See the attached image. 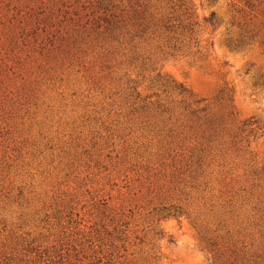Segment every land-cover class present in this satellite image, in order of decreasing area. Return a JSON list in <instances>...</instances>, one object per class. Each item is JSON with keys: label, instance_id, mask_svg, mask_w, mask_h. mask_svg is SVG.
Wrapping results in <instances>:
<instances>
[{"label": "trees", "instance_id": "obj_1", "mask_svg": "<svg viewBox=\"0 0 264 264\" xmlns=\"http://www.w3.org/2000/svg\"><path fill=\"white\" fill-rule=\"evenodd\" d=\"M258 2L244 0L249 10ZM213 18L211 13L197 21L189 0H86L78 10L64 12L58 25L52 17L36 18L35 28H23V42L28 38L32 46L38 42L32 52L49 72L79 68L92 73L97 68L99 80H113L122 122L107 125L87 117L100 132L97 129L90 138H70L56 149L45 144L52 152L47 166L52 168L57 161L52 168L56 191L37 201L30 221L41 218L40 224L47 225L50 220L53 227L40 226L36 236L20 233L27 225L20 216L23 223L16 225L17 232L0 244V264H152L151 253L141 263L132 258L133 253L130 260L125 258L128 224L109 220L99 210L109 198L95 202L97 192L93 196L85 189L102 173L121 174L123 181L132 173L144 189V199L149 198L148 205H155L154 213L162 218H192L207 233L215 264H264V164L256 168L236 155L244 163L242 175L234 178L229 164L231 155L243 148L246 138L241 135L250 123L236 121L231 106L211 113L202 100H195L159 71L150 80L154 102L140 99L129 78V69L147 67L157 52L200 60L199 36L215 31ZM228 25L240 31L236 40H227L232 49L253 43L264 32V26L258 30L245 19L231 18ZM204 42L211 46L208 39ZM258 43L264 46V34ZM132 135L134 141L129 139ZM104 178L108 181L107 175ZM78 206L80 211L86 207L95 211V223L87 232L79 229V213H74ZM208 215L216 218L211 224L214 230L209 228Z\"/></svg>", "mask_w": 264, "mask_h": 264}, {"label": "rangeland", "instance_id": "obj_2", "mask_svg": "<svg viewBox=\"0 0 264 264\" xmlns=\"http://www.w3.org/2000/svg\"><path fill=\"white\" fill-rule=\"evenodd\" d=\"M85 1L0 0V244H5L13 231L17 232L16 225L23 223L18 221L20 216L27 224L20 233L31 232L36 236L40 226L53 227L50 220L47 225L40 224L41 218L35 223L30 221L37 201L53 196L56 191L52 168L57 161L52 168L47 166L52 152L45 144L48 142V147L56 149L70 138H90L92 132L97 129L100 132L99 126L87 121V117L100 119L107 125L122 122L118 116L122 111L118 88L113 80H99L97 68L92 73L79 68L49 72L43 60L32 52L38 42L32 46V39L23 42L25 36L20 35L25 26H37L36 18L52 17L53 24H60L64 12L78 10ZM189 2L199 22L214 13L215 31L208 34L206 30L199 36L200 60L157 52L147 67L129 69V78L135 82L140 99L148 97L147 102H154L156 98L151 96L156 92L150 80L159 71L183 86L195 100H202L211 113L231 106L236 121H248L250 125L241 135L246 142L229 161L234 178L242 175L244 163L236 155H242L256 168L264 164V46L258 43L264 34L260 29L264 26V0L254 3L251 10L244 0ZM231 18L240 22L245 19L261 33L253 43L232 49L227 40H236L240 31L228 25ZM37 28L40 39L41 26ZM207 39L211 46L204 42ZM97 81L99 84L95 85ZM157 94L163 98L161 92ZM134 137L129 139L134 141ZM110 174H99L85 189L92 194L97 192L95 202L109 198L106 206L99 209L109 220L128 224L125 258L130 260L129 254L133 253L132 258L141 263L151 253L152 264H215L214 253L206 241L208 235L199 224L186 216L162 218L153 212L155 205H148L149 198L144 199V189L135 182L136 176L127 173L123 181L121 174ZM106 175L109 182L104 178ZM69 187H73L71 183ZM82 199L91 204L88 198ZM79 207L74 211L79 213V229L87 232L95 223L96 214L88 207L82 211ZM215 219L208 215L212 230Z\"/></svg>", "mask_w": 264, "mask_h": 264}]
</instances>
